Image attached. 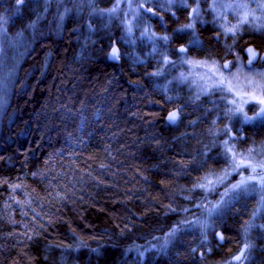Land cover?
<instances>
[{
	"label": "trees",
	"instance_id": "1",
	"mask_svg": "<svg viewBox=\"0 0 264 264\" xmlns=\"http://www.w3.org/2000/svg\"><path fill=\"white\" fill-rule=\"evenodd\" d=\"M112 4L0 1L10 42L1 59L6 78L13 75L0 115V264H215L246 232L250 198L214 222L230 243L225 253L208 249L216 243L209 231H178L196 180L225 162L215 138L224 125L214 124L220 92L197 94L177 70L181 47L221 62L244 57L250 44L264 51V30L225 35L199 24L182 32L188 10L177 5L161 15L142 11V29L127 42L122 7L97 12ZM114 41L119 62L108 58ZM176 108L181 119L170 125ZM256 126L236 119L235 147L263 146L264 120ZM257 225L260 236L244 239L247 264H264V217Z\"/></svg>",
	"mask_w": 264,
	"mask_h": 264
},
{
	"label": "rangeland",
	"instance_id": "2",
	"mask_svg": "<svg viewBox=\"0 0 264 264\" xmlns=\"http://www.w3.org/2000/svg\"><path fill=\"white\" fill-rule=\"evenodd\" d=\"M3 1L10 2L12 0ZM89 2L91 4V0ZM14 3L18 4V0H14ZM177 5L184 6L188 10L187 20L189 22L185 21V25L181 28L182 32L187 31L193 34L199 24L202 27L208 24L216 25L225 35L236 34L240 30L246 32L264 30V0H258L255 6L251 2L243 0H114L112 6L97 12L108 15L118 14L122 7L125 18L123 32L126 41L131 42L136 29L138 27L142 29L140 23L142 11L161 15V9L168 12ZM0 18H2V22H0L1 115L7 93L12 89L13 75L6 78L9 65L7 62L3 64L5 58L1 59L2 52L5 51L8 54L7 46L10 45V42L5 40L4 27L7 23L5 14L0 12ZM175 18L177 17L173 15L172 19ZM186 50L183 51L185 54H182V61L178 63V66L180 65L177 70L179 82L191 83L197 88L196 92L199 95L211 91L220 92L216 99L222 108H214L218 111L214 118V124L218 127L219 119L224 118V125L220 129L218 128L215 138L218 141L216 142L218 148L224 152L223 157L219 159L224 161L225 165L220 170H213L196 180L189 193L190 195L197 194V196L194 202L181 205L182 209L188 212L185 213V220H182L184 226L178 231H193L195 233L212 231L216 219L218 218L220 221V218L233 203L240 198H250L255 203L253 214L251 213L250 220L245 224L247 232L244 233V237L251 239L252 236H260L256 232L260 228L257 221L261 222L264 217V145L247 151L235 147L237 137L232 133V126L236 119H239L243 125H252L253 128L262 122V119L258 117V111L264 104V63L260 64L262 66H253L248 69L244 57L234 53L229 65L230 69L225 70L222 61L215 58H197L186 54ZM250 177H255V179H250ZM237 185L238 187H234ZM198 196L200 197L198 198ZM204 199L206 201H203ZM174 208L180 209L177 202H175ZM243 210L247 211L246 208ZM190 234L188 235L190 236ZM262 236H264V230H262ZM247 262L246 259H243L240 264H247Z\"/></svg>",
	"mask_w": 264,
	"mask_h": 264
},
{
	"label": "flooded vegetation",
	"instance_id": "3",
	"mask_svg": "<svg viewBox=\"0 0 264 264\" xmlns=\"http://www.w3.org/2000/svg\"><path fill=\"white\" fill-rule=\"evenodd\" d=\"M193 14V10L191 11V13H190V16ZM189 16V17H190ZM192 17V16H191ZM187 22H189V20L187 21ZM114 43V42H113ZM225 61H228L229 63H231V61H232V59H227V60H224V61H222L223 62V64H224V62ZM244 61H245V64H246V56L244 55ZM255 66H262V65H260V64H258V65H255ZM248 68V67H247ZM251 68H253V67H251ZM251 68H248V69H251ZM264 105V104H263ZM262 108V107H261ZM259 112H260V110L258 111V117H259V119H262V120H264L263 118V116H264V114L262 115V116H260L259 115ZM260 123V122H259ZM257 129V128H256ZM239 135H240V137L243 139V140H245L246 139V135H247V131L245 130V129H243V130H241L240 132H239ZM240 214L242 215V216H245V212H240ZM235 217H237V215L235 216ZM247 232V231H246ZM246 232H244L245 234H246ZM209 234H211L212 236H213V238H214V240H216V243H214V242H212V243H208V249H211L212 251L214 250V251H217V254H219L221 251H223V253H225L224 252V250H225V248H226V250H228L229 249V247H230V243H228L227 242V238H226V235H225V232H224V229L223 228H217V227H213V230L212 231H209L208 232V235ZM210 235V236H211ZM190 236H192V234H190ZM211 238V237H210ZM209 238V239H210ZM245 237H244V234H243V236L240 238V240H237L236 239V247H235V249H234V251L229 255V259H219V260H216L215 261V264H240V263H242V261H243V259H246L247 261H248V256L250 255V247H249V244L248 243H246L245 242ZM239 241H241V242H239ZM214 243V244H213ZM227 243V244H226ZM243 250H245V252H244V254H243V256H242V258L240 259V260H236V257L243 251ZM214 253V252H213ZM212 255V254H211ZM229 262V263H224V262ZM194 262V261H193ZM210 263H212V264H214V261H209ZM209 262H205V261H203V263H208L209 264Z\"/></svg>",
	"mask_w": 264,
	"mask_h": 264
},
{
	"label": "water",
	"instance_id": "4",
	"mask_svg": "<svg viewBox=\"0 0 264 264\" xmlns=\"http://www.w3.org/2000/svg\"><path fill=\"white\" fill-rule=\"evenodd\" d=\"M34 1H40V0H34ZM24 2V0H23ZM23 2H18V6H21L23 4ZM249 49H251L252 51H249ZM186 48L185 47H181L180 48V52L185 51ZM115 52V55H113V53ZM253 53H255V55H253ZM244 55L246 56V66L248 68H251L255 65L258 64H263L264 63V51H261L259 49H257L253 44H250L246 47L245 51H244ZM109 60L111 62H119L121 60V48L119 47V45L117 44L116 41H114L113 47L109 52V56H108ZM225 65H227V67H225ZM230 63L228 61L224 62V69L225 70H229L230 69ZM264 105L262 106V108L260 109L259 115L262 116L264 114ZM175 113L176 114V118L174 120H170L169 116L170 114ZM181 110L179 108H176L174 110H172L171 112H169V114L167 115V122L170 125H176L180 119H181ZM245 250H243L237 257L236 260H240L244 254Z\"/></svg>",
	"mask_w": 264,
	"mask_h": 264
},
{
	"label": "snow or ice",
	"instance_id": "5",
	"mask_svg": "<svg viewBox=\"0 0 264 264\" xmlns=\"http://www.w3.org/2000/svg\"><path fill=\"white\" fill-rule=\"evenodd\" d=\"M18 2H23V0H18ZM245 18H247V17H245ZM0 22H2V18H0ZM189 27H190V25H189ZM249 51H252V50L249 49ZM113 55H115V52L113 53ZM253 55H255V53H253ZM225 67H227V65H225ZM262 111H264V110H262ZM175 118H176V114L175 113L170 114V116H169L170 120H174ZM250 179H255V177H250ZM234 187H238V185L234 186Z\"/></svg>",
	"mask_w": 264,
	"mask_h": 264
}]
</instances>
